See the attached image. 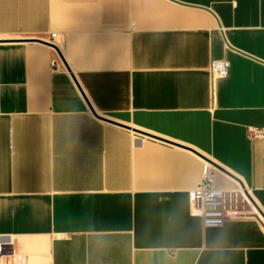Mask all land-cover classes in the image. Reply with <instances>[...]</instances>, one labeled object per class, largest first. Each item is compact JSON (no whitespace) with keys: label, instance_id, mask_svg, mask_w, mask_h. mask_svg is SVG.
I'll return each mask as SVG.
<instances>
[{"label":"crops","instance_id":"crops-1","mask_svg":"<svg viewBox=\"0 0 264 264\" xmlns=\"http://www.w3.org/2000/svg\"><path fill=\"white\" fill-rule=\"evenodd\" d=\"M206 162L264 214V0H0V264H264Z\"/></svg>","mask_w":264,"mask_h":264},{"label":"built area","instance_id":"built-area-1","mask_svg":"<svg viewBox=\"0 0 264 264\" xmlns=\"http://www.w3.org/2000/svg\"><path fill=\"white\" fill-rule=\"evenodd\" d=\"M50 43L59 48L55 41L57 34L53 33ZM59 57V56H58ZM57 59L52 61L54 66ZM227 61H215L212 64V73L217 77H225L229 71ZM263 133L256 131L253 137H260ZM190 214L199 217L204 227H220L226 221L256 217L264 224V214L258 207L250 191L246 188L221 189L214 183V168L205 163L202 169V180L190 192ZM256 208L262 213L263 218L256 213ZM6 257V246L0 242V261Z\"/></svg>","mask_w":264,"mask_h":264},{"label":"water","instance_id":"water-1","mask_svg":"<svg viewBox=\"0 0 264 264\" xmlns=\"http://www.w3.org/2000/svg\"><path fill=\"white\" fill-rule=\"evenodd\" d=\"M47 44L51 45V46L54 47L57 51L60 52L59 48H57L55 45H52L51 43H47ZM92 111H93L94 115H95L96 117H98L99 119H102V120H105V121H110V120L107 119L106 117H103V116L99 115L98 113H96L94 110H92ZM110 122H112V121H110Z\"/></svg>","mask_w":264,"mask_h":264},{"label":"bare ground","instance_id":"bare-ground-1","mask_svg":"<svg viewBox=\"0 0 264 264\" xmlns=\"http://www.w3.org/2000/svg\"><path fill=\"white\" fill-rule=\"evenodd\" d=\"M257 212H258V210H257ZM257 212H256V213H257ZM257 214H258V213H257ZM261 217H262V216H261ZM262 218H263V217H262Z\"/></svg>","mask_w":264,"mask_h":264}]
</instances>
